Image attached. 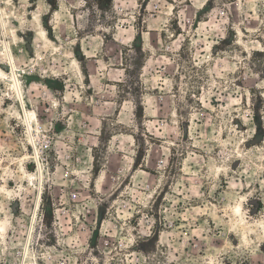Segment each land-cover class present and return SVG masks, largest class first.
I'll use <instances>...</instances> for the list:
<instances>
[{"label":"rangeland","instance_id":"1","mask_svg":"<svg viewBox=\"0 0 264 264\" xmlns=\"http://www.w3.org/2000/svg\"><path fill=\"white\" fill-rule=\"evenodd\" d=\"M0 69V264H264V0H0Z\"/></svg>","mask_w":264,"mask_h":264},{"label":"bare ground","instance_id":"2","mask_svg":"<svg viewBox=\"0 0 264 264\" xmlns=\"http://www.w3.org/2000/svg\"><path fill=\"white\" fill-rule=\"evenodd\" d=\"M7 79H8L7 74L3 70L0 69V80H7ZM12 86H13L14 92L16 94V97H18V99H21L18 83H17V80L15 79L14 75H13ZM25 117H27V116H25ZM7 228L8 227H7L6 223L3 221H0V233L5 232L7 230Z\"/></svg>","mask_w":264,"mask_h":264}]
</instances>
